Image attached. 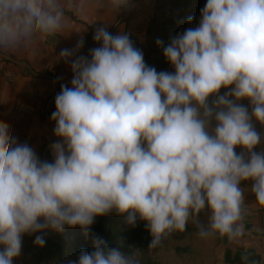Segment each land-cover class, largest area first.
Masks as SVG:
<instances>
[{
    "label": "clouds",
    "instance_id": "clouds-1",
    "mask_svg": "<svg viewBox=\"0 0 264 264\" xmlns=\"http://www.w3.org/2000/svg\"><path fill=\"white\" fill-rule=\"evenodd\" d=\"M105 3L118 13L131 0H98ZM64 20L63 0H0V55L31 52L61 34ZM93 39L101 46L91 59L72 61L71 87L55 97L51 119L61 140L50 145L53 162L9 138L0 123V264H13L25 233L67 225L87 237L94 218L113 210L130 226L147 222L148 249L190 219L202 239L241 237L243 181H252L264 206V151H254L261 135L252 123L264 125V0H206L198 25L163 47L174 72L146 65L126 33L102 26ZM221 88L228 90L221 95ZM34 243L45 240L37 235ZM92 245L68 264H140L139 253L95 234ZM241 261L259 264L247 254Z\"/></svg>",
    "mask_w": 264,
    "mask_h": 264
},
{
    "label": "crops",
    "instance_id": "crops-1",
    "mask_svg": "<svg viewBox=\"0 0 264 264\" xmlns=\"http://www.w3.org/2000/svg\"><path fill=\"white\" fill-rule=\"evenodd\" d=\"M65 20L62 33L37 41L29 53L17 51L0 55V123L7 126L9 138L27 144L41 161L50 162L53 156L50 145L61 140L54 135L55 97L61 86L71 87V63L79 56L89 59L90 50L102 42L93 39L98 27L106 26L112 35H137L147 27L150 0H131L130 6L114 13L98 0H63ZM84 44L67 60L57 59L62 49H75L77 42ZM252 123L261 135L254 151H264V125L254 118ZM252 181H243L242 205L243 234L236 240H225L224 258L228 264H242L241 256L264 264V206L259 205L251 192ZM2 247V246H0Z\"/></svg>",
    "mask_w": 264,
    "mask_h": 264
},
{
    "label": "rangeland",
    "instance_id": "rangeland-1",
    "mask_svg": "<svg viewBox=\"0 0 264 264\" xmlns=\"http://www.w3.org/2000/svg\"><path fill=\"white\" fill-rule=\"evenodd\" d=\"M205 3L206 0H150L147 27L137 35H129L134 47L142 51L146 65L154 67L157 72L175 71L163 55V47L177 33L182 34L186 29L198 25L200 10ZM189 17H194L191 24L188 23ZM157 40L162 41V44L158 45ZM227 90L221 88L219 94ZM214 98L209 97L210 105ZM238 103L248 107L251 113L247 99ZM235 151L239 154L244 150L237 146ZM50 159L51 163L54 157ZM200 219L206 222L207 210L200 214ZM146 223L138 218L135 226H130L125 222V216L113 210L94 218L87 237L79 226L67 225L62 232L46 228L40 232L25 233L22 235L20 255L13 259V264H68L78 259L81 250H93L92 234L104 239L110 247L122 246L125 253H139L140 264H228L224 258L226 237L202 239L191 219L183 232L173 231L168 234L155 249L147 247L151 236ZM37 235L44 238L43 247L34 243Z\"/></svg>",
    "mask_w": 264,
    "mask_h": 264
},
{
    "label": "built area",
    "instance_id": "built-area-1",
    "mask_svg": "<svg viewBox=\"0 0 264 264\" xmlns=\"http://www.w3.org/2000/svg\"><path fill=\"white\" fill-rule=\"evenodd\" d=\"M226 238H227V237H226ZM227 240H228V241H232V240H229L228 238H227Z\"/></svg>",
    "mask_w": 264,
    "mask_h": 264
}]
</instances>
